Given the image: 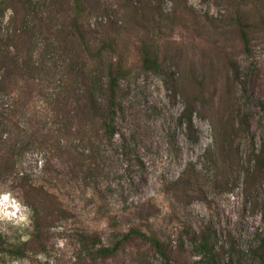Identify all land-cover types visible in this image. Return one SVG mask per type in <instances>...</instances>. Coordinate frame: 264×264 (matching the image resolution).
Masks as SVG:
<instances>
[{"label":"rangeland","instance_id":"obj_1","mask_svg":"<svg viewBox=\"0 0 264 264\" xmlns=\"http://www.w3.org/2000/svg\"><path fill=\"white\" fill-rule=\"evenodd\" d=\"M158 1L88 0L89 5L94 2L89 18L91 28L100 32V23H106L109 18L123 28L126 7H136L141 14ZM178 2L164 0L160 3L164 21L161 24L162 19L155 12L152 30H156V24L164 28L170 25L177 17L176 12L181 13L180 21L208 32L212 25L223 24L231 15L230 8L222 0H187L194 16L180 12ZM40 9L53 8L46 3ZM10 16L8 10L3 21L5 32L11 27ZM203 21L208 23L206 27ZM174 31L179 42L194 46L179 28ZM98 32L92 38L94 44L100 42L102 32ZM63 37L61 32L46 29L35 37L36 60L51 68L37 74L35 99H41L44 91H54V67L61 72L72 58L70 45L64 47L57 43ZM192 47L187 55L198 59L199 50ZM234 55L241 70L234 82L235 109L239 115H249L251 132L259 147L264 134V31L254 35L249 53L235 49ZM97 96L100 101H106V78L98 85ZM0 102L6 110L13 111L16 106L7 95H0ZM183 109L182 99L173 98L162 74L140 73L121 83L114 114L117 133L99 140L95 146L81 138H71L83 157L92 158L98 167L94 174L81 172L76 178L72 168L61 159L50 156L53 160L46 168L44 152L30 146L29 138L20 143L19 132L8 127L13 144L18 145L13 151L16 173H24L33 182L52 189L71 216L55 222L46 251H34L16 260L6 247L28 238L32 211L16 189L8 193L3 190L12 189L11 186L0 184V234L4 244L0 250L3 251L0 264H68L81 255L77 240L81 230L98 233L105 247H117L114 257L106 264H166L161 252L142 234L157 236L170 247L171 264H200V258L186 238L180 254L175 252L182 237L186 236V229L201 233L208 228L217 238V264H264L261 249L264 247V179L257 193L247 197L244 175L250 166L248 141L244 139L240 145H233L222 158L216 151L210 121L194 117L197 141H193L182 119ZM28 121L23 120L24 123ZM208 152L215 155L216 164L207 159ZM189 164L202 175L203 192L182 198L173 187ZM222 172L231 181L228 187L218 184ZM128 234L132 236L127 238Z\"/></svg>","mask_w":264,"mask_h":264},{"label":"trees","instance_id":"obj_2","mask_svg":"<svg viewBox=\"0 0 264 264\" xmlns=\"http://www.w3.org/2000/svg\"><path fill=\"white\" fill-rule=\"evenodd\" d=\"M178 1L180 12L194 16L187 0ZM163 2L149 5L141 14L136 7H126V25L117 27L111 18L100 23V42L94 44L91 41L98 31L93 30L89 22L94 2L89 5L88 0H0V95L11 97L16 105L10 111L0 102V184L11 186L12 189L3 190L8 193L16 189L20 199L32 211L28 238L6 247L14 259L20 261L31 252L46 251L55 222L69 219L71 215L52 189L33 182L24 173H16L13 151L18 145L13 144L8 127L19 132L20 143L29 138L30 146L44 152L46 168L58 158L72 168L74 178L81 172L94 174L98 167L93 159L84 158L71 138L78 137L95 146L99 140L113 137L117 133L114 120L117 90L121 83L140 73L162 74L173 98L182 99V119L193 141H197L195 116L210 121L216 151L222 158L233 145H240L246 139L250 166L245 169L244 191L247 197L254 196L262 186L264 134L257 147L249 115H239L233 98L236 93L234 82L241 73L234 50L249 53L254 35L264 31V0H222L230 8L231 15L223 24L212 25L210 32L180 21L181 13L177 12L170 25L164 28L156 24V30H152L155 12L163 24L160 7ZM46 3L53 9L41 10ZM8 10L11 27L5 32L3 21ZM203 22L206 27L208 23ZM175 28H179L184 37H189L193 50H199L198 59L188 57L191 47L188 42L177 40ZM43 29L63 33L65 37L57 38V43L64 47L70 45L72 58L61 72L54 67V91H44L41 99H35L37 74L51 69L38 62L34 54L35 37ZM229 46L231 50H228ZM104 78L107 99L103 102L97 96V88ZM38 102L43 106L36 105ZM24 119L29 121L24 123ZM206 157L217 163L211 152ZM202 179L196 167L189 164L173 190L182 198L194 192L202 193ZM227 179L222 172L218 184L228 187L231 181ZM185 234L176 254H180L182 246L184 248L183 239L186 238L200 258V264H217V238L211 228L201 233L186 229ZM142 236L161 252L166 264H171L169 246L157 236ZM77 240L81 255L68 264H106L117 252V247L103 246L96 232L81 230ZM3 245L0 234V250ZM261 249L264 251V247Z\"/></svg>","mask_w":264,"mask_h":264}]
</instances>
